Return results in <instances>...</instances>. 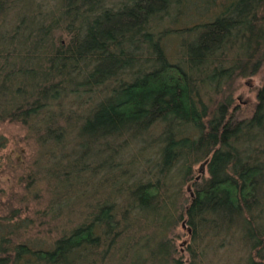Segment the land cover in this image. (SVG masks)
<instances>
[{
    "label": "trees",
    "instance_id": "obj_1",
    "mask_svg": "<svg viewBox=\"0 0 264 264\" xmlns=\"http://www.w3.org/2000/svg\"><path fill=\"white\" fill-rule=\"evenodd\" d=\"M263 65L264 0H0V123L38 152L0 264H185L179 224L186 264H264V83L233 97Z\"/></svg>",
    "mask_w": 264,
    "mask_h": 264
},
{
    "label": "rangeland",
    "instance_id": "obj_2",
    "mask_svg": "<svg viewBox=\"0 0 264 264\" xmlns=\"http://www.w3.org/2000/svg\"><path fill=\"white\" fill-rule=\"evenodd\" d=\"M164 49L172 61L177 50L175 37H167L164 41ZM264 83V65L255 76L247 77L240 81V86L233 93V97L239 103L252 104L255 101L254 89ZM128 141L127 147L130 146ZM37 150L33 141L29 139L25 128L16 123H0V204H5L12 195H23L24 178L33 169V161L36 159ZM193 176L197 179L206 177L205 162L193 166ZM101 176L99 175V178ZM101 179V178H100ZM99 181V180H98ZM101 181V180H100ZM43 185L38 184L39 195H44ZM190 194L189 184L182 186V195ZM90 195V194H89ZM2 209H4L2 207ZM2 213V214H1ZM3 212L0 211V216ZM189 230L183 225H177L172 236L177 256L187 263L188 257L184 248L189 243ZM212 264H216L212 262Z\"/></svg>",
    "mask_w": 264,
    "mask_h": 264
}]
</instances>
